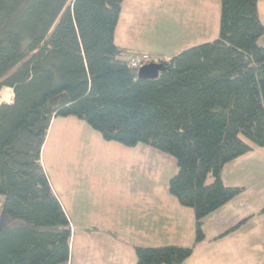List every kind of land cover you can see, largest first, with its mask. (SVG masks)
<instances>
[{
    "label": "trees",
    "instance_id": "16d2710c",
    "mask_svg": "<svg viewBox=\"0 0 264 264\" xmlns=\"http://www.w3.org/2000/svg\"><path fill=\"white\" fill-rule=\"evenodd\" d=\"M68 2L0 0V91L13 93L0 103V264H68L70 221L41 163L58 116L173 157L168 191L201 241L203 219L244 190L223 183L224 166L264 148L258 0H220L217 37L167 60L115 43L124 0ZM142 53L153 75L129 66ZM134 249L135 264H181L194 247Z\"/></svg>",
    "mask_w": 264,
    "mask_h": 264
},
{
    "label": "rangeland",
    "instance_id": "374dc122",
    "mask_svg": "<svg viewBox=\"0 0 264 264\" xmlns=\"http://www.w3.org/2000/svg\"><path fill=\"white\" fill-rule=\"evenodd\" d=\"M219 15L220 0H124L115 38L168 59L193 40L215 39ZM258 15L264 23V0ZM258 43L264 47V35ZM12 97L10 88L0 91V103ZM41 163L70 220L68 264H135L136 245H193L181 264H264V157L258 151L224 166L223 183L244 190L203 219L201 241L193 210L168 191L177 166L166 153L106 140L83 120L58 116Z\"/></svg>",
    "mask_w": 264,
    "mask_h": 264
},
{
    "label": "built area",
    "instance_id": "2783aa9c",
    "mask_svg": "<svg viewBox=\"0 0 264 264\" xmlns=\"http://www.w3.org/2000/svg\"><path fill=\"white\" fill-rule=\"evenodd\" d=\"M150 60V57L148 54L146 53H142V54H139V55H134V56H131L130 58H128L127 62L129 64V66L133 67V68H140V67H143L145 66ZM165 60H167L165 58ZM11 102V100H10Z\"/></svg>",
    "mask_w": 264,
    "mask_h": 264
},
{
    "label": "crops",
    "instance_id": "0c3cea01",
    "mask_svg": "<svg viewBox=\"0 0 264 264\" xmlns=\"http://www.w3.org/2000/svg\"><path fill=\"white\" fill-rule=\"evenodd\" d=\"M206 23V22H205ZM116 30H117V28H116ZM115 36H116V31H115ZM115 39V43L118 45V46H121V47H125V46H123V45H120V44H118L117 42H116V38H114ZM200 41H197V40H193V41H191L189 44H197V43H199ZM146 53H150V52H146ZM163 56H166V55H163ZM255 151H258V154L260 155V156H262V157H264V148H255L252 152H255ZM51 185V187H52V189H53V186H52V184H50ZM53 191H54V189H53ZM54 193L56 194V192L54 191ZM57 195V194H56ZM58 197V196H57ZM60 200V199H59ZM61 202V201H60ZM245 218V217H244ZM70 221V220H69Z\"/></svg>",
    "mask_w": 264,
    "mask_h": 264
},
{
    "label": "water",
    "instance_id": "95a60500",
    "mask_svg": "<svg viewBox=\"0 0 264 264\" xmlns=\"http://www.w3.org/2000/svg\"><path fill=\"white\" fill-rule=\"evenodd\" d=\"M151 67H141L140 69H139V71H138V74H139V76H142V77H145V76H147L148 75V73H149V69H150Z\"/></svg>",
    "mask_w": 264,
    "mask_h": 264
}]
</instances>
